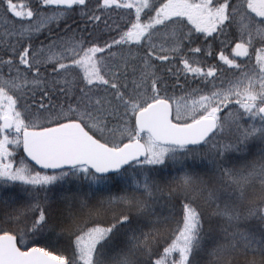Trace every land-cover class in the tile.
<instances>
[{
	"label": "snow or ice",
	"instance_id": "6c2138e0",
	"mask_svg": "<svg viewBox=\"0 0 264 264\" xmlns=\"http://www.w3.org/2000/svg\"><path fill=\"white\" fill-rule=\"evenodd\" d=\"M0 264H264V0H0Z\"/></svg>",
	"mask_w": 264,
	"mask_h": 264
},
{
	"label": "trees",
	"instance_id": "16d2710c",
	"mask_svg": "<svg viewBox=\"0 0 264 264\" xmlns=\"http://www.w3.org/2000/svg\"><path fill=\"white\" fill-rule=\"evenodd\" d=\"M16 2H24V3H27L29 2V0H16ZM32 2H34V0H32ZM113 17L116 16V13H112Z\"/></svg>",
	"mask_w": 264,
	"mask_h": 264
}]
</instances>
